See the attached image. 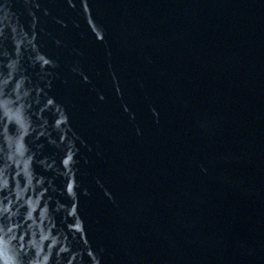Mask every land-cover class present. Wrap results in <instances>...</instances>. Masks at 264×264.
I'll return each mask as SVG.
<instances>
[{
    "label": "water",
    "instance_id": "95a60500",
    "mask_svg": "<svg viewBox=\"0 0 264 264\" xmlns=\"http://www.w3.org/2000/svg\"><path fill=\"white\" fill-rule=\"evenodd\" d=\"M0 264H264V0H0Z\"/></svg>",
    "mask_w": 264,
    "mask_h": 264
}]
</instances>
